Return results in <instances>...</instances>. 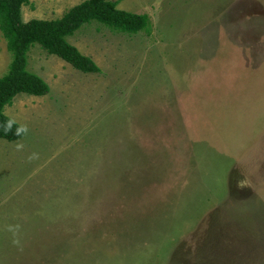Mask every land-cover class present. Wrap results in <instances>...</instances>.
<instances>
[{
    "label": "rangeland",
    "instance_id": "rangeland-1",
    "mask_svg": "<svg viewBox=\"0 0 264 264\" xmlns=\"http://www.w3.org/2000/svg\"><path fill=\"white\" fill-rule=\"evenodd\" d=\"M109 1L150 33L85 25L99 74L35 45L51 92L6 108L27 131L0 142V264H264V0Z\"/></svg>",
    "mask_w": 264,
    "mask_h": 264
},
{
    "label": "trees",
    "instance_id": "trees-1",
    "mask_svg": "<svg viewBox=\"0 0 264 264\" xmlns=\"http://www.w3.org/2000/svg\"><path fill=\"white\" fill-rule=\"evenodd\" d=\"M31 0H0V31L7 43L12 61L7 73L0 77V125L9 120L7 107L13 105L21 94L45 97L50 86L38 75L29 71V54L35 45H40L51 56H57L84 74H99L101 69L90 57L69 42L85 25L98 22L114 33L136 35L150 33L151 20L148 15H139L118 8L119 2L109 0H87L72 8L57 20H23V8ZM17 122L5 134L0 129V142H16L25 136Z\"/></svg>",
    "mask_w": 264,
    "mask_h": 264
},
{
    "label": "clouds",
    "instance_id": "clouds-1",
    "mask_svg": "<svg viewBox=\"0 0 264 264\" xmlns=\"http://www.w3.org/2000/svg\"><path fill=\"white\" fill-rule=\"evenodd\" d=\"M13 123H15V121L9 120L6 123L0 125V129H2L5 132V134H6L9 131H11ZM21 131L26 132L27 131L26 127L21 126V128L17 130L16 134L19 135ZM17 147L21 148L23 146L22 145H17ZM239 186L242 187L240 182H239Z\"/></svg>",
    "mask_w": 264,
    "mask_h": 264
}]
</instances>
